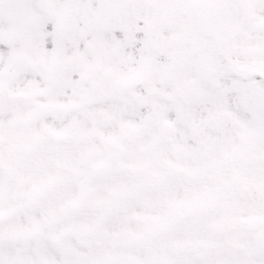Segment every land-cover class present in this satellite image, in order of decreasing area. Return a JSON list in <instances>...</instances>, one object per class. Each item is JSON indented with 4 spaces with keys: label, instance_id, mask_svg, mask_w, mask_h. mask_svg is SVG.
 <instances>
[{
    "label": "snow or ice",
    "instance_id": "6c2138e0",
    "mask_svg": "<svg viewBox=\"0 0 264 264\" xmlns=\"http://www.w3.org/2000/svg\"><path fill=\"white\" fill-rule=\"evenodd\" d=\"M0 264H264V0H0Z\"/></svg>",
    "mask_w": 264,
    "mask_h": 264
}]
</instances>
